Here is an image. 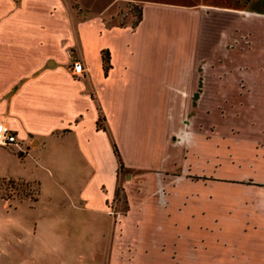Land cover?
<instances>
[{
    "label": "crops",
    "instance_id": "0c3cea01",
    "mask_svg": "<svg viewBox=\"0 0 264 264\" xmlns=\"http://www.w3.org/2000/svg\"><path fill=\"white\" fill-rule=\"evenodd\" d=\"M82 1L92 11L75 20L67 0H0V119L18 141L0 144V177L37 182L34 232L45 241L51 225L47 251L34 247L32 259L70 264L72 244L92 233L112 262L168 264L177 254L188 264H264V12L139 0V20L120 24L105 14L121 0ZM74 60L83 74L70 71ZM43 167L55 187L41 201ZM186 180L191 190H181ZM120 188L127 209L115 215ZM175 200L197 213L173 225L223 234L169 247L164 212ZM21 201L0 197V206ZM216 209L230 213L216 218ZM171 238L186 242L181 229ZM22 239L0 229V264H18L7 244Z\"/></svg>",
    "mask_w": 264,
    "mask_h": 264
},
{
    "label": "rangeland",
    "instance_id": "374dc122",
    "mask_svg": "<svg viewBox=\"0 0 264 264\" xmlns=\"http://www.w3.org/2000/svg\"><path fill=\"white\" fill-rule=\"evenodd\" d=\"M68 5L70 7V10L73 14V19H80L83 17V12L90 13V10L83 4L82 0H67ZM86 3L93 9H100L106 5L109 7L114 3L115 0H85ZM177 1L181 3H196V2H204L209 3L211 5H217V6H226L230 7L233 11L234 10H243V9H256V12H264V0H172ZM141 11V2L139 0H121L115 2L105 14L106 18L110 22L114 23H120V24H133V22L137 21V18L139 16V12ZM217 36V35H216ZM218 37V36H217ZM252 38V36H251ZM234 44V43H233ZM233 54L235 52L233 51ZM191 161L188 164V175L190 177L192 176L191 167L192 165ZM39 171L43 175L42 177V190L43 193L40 195V200L43 201L45 196L46 190L54 189L53 183V173L47 169V168H40ZM126 174L124 171L120 172V186L122 184L123 179H125ZM52 186H54L52 188ZM192 184L190 180H186L183 182V185L181 187V190H191ZM37 192H38V184L37 182L31 181V180H25V179H10V178H1L0 177V197H8L15 202V200H22L21 202H18V209L15 211H9L7 213H4V210L0 206V221H5V223H0V229L1 231H8L9 234H21L23 239L21 241H18L16 243L8 242L7 246L9 249H12L19 253L20 260H18V264H38V260L32 259V249L40 247V250L47 251L49 240L51 239V235L49 233V230L51 229V225L49 222L45 221L44 223V233L46 237L44 238L45 241L42 240V238L38 237L40 236V233L38 231L34 232L33 228V221L38 216L41 217L42 210L39 207H36L33 209L30 207V205L37 199ZM162 199H165L166 196L163 194L161 196ZM234 202V198L232 197V201ZM2 203L0 202V205ZM44 203H41V206H43ZM127 209V200L126 195L122 188H120L119 192L117 193L116 199L113 201L111 212H114L115 215L118 213H123ZM233 212V211H232ZM165 216L168 219L167 228H166V234H168V243L167 245L169 247L174 246H183V250H188L189 246L191 245L190 241L192 236L195 234H200L201 237L203 235H207L209 230H217L220 231L218 234H223L224 227L219 228H208L207 226H200V227H192L191 225L185 226L187 224L186 220L194 219L196 218V211H193L192 206L190 203L188 204H178V202L175 200L174 203L171 205H168L165 210ZM207 208L204 210L205 217L199 216V218L207 219ZM228 214L230 212L227 211H221V210H215V215L217 217H223L225 214ZM44 215V214H43ZM176 219H184L185 225L182 228L176 227L174 222H176ZM195 220V219H194ZM42 221V220H41ZM18 222H22L21 224ZM17 225V229L14 228ZM188 224H191L190 221ZM78 235L80 234L81 227H77ZM181 229L182 236L185 239V243H177L175 240H173L171 237L176 233V231H179ZM20 230L19 232H13ZM88 229L83 226V233H85ZM90 235H93L92 233H88L87 237L83 239V243H81L79 240L75 241L72 244V250H71V262L70 264H129V261L124 258L116 259L112 262L111 259L107 258V255H105V252L101 251L99 248L95 249L97 246L96 244L91 243V239H88ZM10 236V235H9ZM35 244H33V242ZM40 241V242H39ZM172 241L174 243L172 244ZM81 246H83V251L81 250ZM47 247V248H45ZM98 247V246H97ZM170 250V249H169ZM31 252V253H30ZM169 254H172L171 251H169ZM175 256V257H174ZM177 254H173L174 258L168 259V264H180L182 262L183 264H188L191 259L190 258H184L182 260L178 259ZM51 262V260L46 259V262ZM207 260L201 259V262H204L206 264ZM59 260L56 259L55 264H58ZM203 264V263H201Z\"/></svg>",
    "mask_w": 264,
    "mask_h": 264
},
{
    "label": "built area",
    "instance_id": "2783aa9c",
    "mask_svg": "<svg viewBox=\"0 0 264 264\" xmlns=\"http://www.w3.org/2000/svg\"><path fill=\"white\" fill-rule=\"evenodd\" d=\"M69 69L73 74H83L87 68L82 61L74 60L69 65ZM11 143L18 144L16 133L4 120L0 119V144L6 145Z\"/></svg>",
    "mask_w": 264,
    "mask_h": 264
},
{
    "label": "trees",
    "instance_id": "16d2710c",
    "mask_svg": "<svg viewBox=\"0 0 264 264\" xmlns=\"http://www.w3.org/2000/svg\"><path fill=\"white\" fill-rule=\"evenodd\" d=\"M140 17H141V11L139 12V16L137 18V21L139 20ZM137 21L133 22V24H135ZM102 59H103V65H104L105 69H107L110 66V59H109L108 50L104 49L102 51ZM115 151L117 152L116 148H115ZM122 165H123V163H122L121 159L119 158V167H122ZM118 192H119V190H117V193Z\"/></svg>",
    "mask_w": 264,
    "mask_h": 264
}]
</instances>
